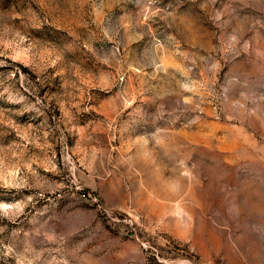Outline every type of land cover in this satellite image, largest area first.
Returning <instances> with one entry per match:
<instances>
[{
	"label": "rangeland",
	"instance_id": "374dc122",
	"mask_svg": "<svg viewBox=\"0 0 264 264\" xmlns=\"http://www.w3.org/2000/svg\"><path fill=\"white\" fill-rule=\"evenodd\" d=\"M0 264H264V0H0Z\"/></svg>",
	"mask_w": 264,
	"mask_h": 264
}]
</instances>
